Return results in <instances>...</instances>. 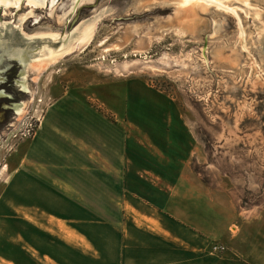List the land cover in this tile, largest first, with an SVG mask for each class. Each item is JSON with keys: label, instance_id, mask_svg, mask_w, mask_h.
Returning a JSON list of instances; mask_svg holds the SVG:
<instances>
[{"label": "rangeland", "instance_id": "rangeland-1", "mask_svg": "<svg viewBox=\"0 0 264 264\" xmlns=\"http://www.w3.org/2000/svg\"><path fill=\"white\" fill-rule=\"evenodd\" d=\"M221 1L223 7L200 2L202 9L188 12L181 0H47L20 27L18 19L30 12L27 3L17 12L2 11L14 35L59 34L54 49L83 22L95 24L87 43L49 64L35 65L47 45L41 39L9 45L29 55L20 65L28 89L17 92L30 95L31 103L21 125L0 141V183L51 97L92 84L88 90L110 106H143L139 115L157 124L161 135L167 133L162 124L177 129L173 145L148 139L146 150L161 157L162 169L176 171L174 214L218 232L226 246L251 238L264 224V1ZM193 16L198 27L189 30L184 20ZM11 61L6 57L7 66ZM154 179L167 188L168 178Z\"/></svg>", "mask_w": 264, "mask_h": 264}, {"label": "crops", "instance_id": "crops-1", "mask_svg": "<svg viewBox=\"0 0 264 264\" xmlns=\"http://www.w3.org/2000/svg\"><path fill=\"white\" fill-rule=\"evenodd\" d=\"M90 86L53 95L11 155L0 183V264H264V224L226 246L172 212L176 171L146 150L148 139L173 145L177 129L162 124L161 135L139 115L143 106H110Z\"/></svg>", "mask_w": 264, "mask_h": 264}, {"label": "bare ground", "instance_id": "bare-ground-1", "mask_svg": "<svg viewBox=\"0 0 264 264\" xmlns=\"http://www.w3.org/2000/svg\"><path fill=\"white\" fill-rule=\"evenodd\" d=\"M181 1L186 6L185 9L188 12H193L194 9H196L197 7H199V8L202 9L204 6L200 2L214 3V4H216L219 7H223L221 0H181ZM242 1H245V0H242ZM247 1H249V0H246V2ZM23 3H27V5L30 7V12L25 13L23 16H21L18 19V23H19V26L18 27H20L21 24L24 22V20L29 15H31L34 12V7L41 6V5L42 6L47 5V0H0V7L1 6H4L5 9L6 8H9V9L14 8L17 11L21 7V5H23ZM54 3L55 2L52 1L51 2V6H53ZM193 17L192 18L191 17H188V18L186 17L185 19H187V20H184L186 22V24H187L186 25L187 26V29H189V30H196V28L198 27L197 22H199V21H197V19H195V17L194 18ZM93 24H95V23L94 22H83L69 36L68 43L66 45H62L61 48H58L57 47L58 49H56V48L54 49V48L51 47V45L53 46V44H55L56 41H58V39H59V34H57V33H47V34L40 33V35L38 34L37 37H36V35L34 37L33 36L32 37H29L27 39L28 41L29 40H35V39H41V41L43 43H45V44L47 43L46 46L40 47L39 52L36 54L35 61H36L37 64H35V65L36 66H40V64H43V63L49 64L51 62H54L57 58L61 57L67 51H69L72 48H74L75 44H77L78 47L83 46L92 37ZM4 25H6V24L4 23ZM182 25H184V24H182ZM11 30H12V28H11ZM22 52L19 50L14 55L17 56V54H18L20 57H22ZM19 56H17V57H19ZM21 86L25 90L28 89L27 86H26V84H24V81H21Z\"/></svg>", "mask_w": 264, "mask_h": 264}, {"label": "water", "instance_id": "water-1", "mask_svg": "<svg viewBox=\"0 0 264 264\" xmlns=\"http://www.w3.org/2000/svg\"><path fill=\"white\" fill-rule=\"evenodd\" d=\"M13 53L15 54V51ZM11 62V72H0L3 79V85L0 86V93H3L0 95V141L7 140L6 131L21 125L20 118L27 116V108L31 103L30 95L17 92L23 71L18 60Z\"/></svg>", "mask_w": 264, "mask_h": 264}, {"label": "flooded vegetation", "instance_id": "flooded-vegetation-1", "mask_svg": "<svg viewBox=\"0 0 264 264\" xmlns=\"http://www.w3.org/2000/svg\"><path fill=\"white\" fill-rule=\"evenodd\" d=\"M7 9H9V8L5 9L4 6L0 7V72H3V71L11 72V70H12V68H11L12 65H8V66L6 65V57H9L10 59H13V60H18L20 65H21V63L24 64V61H26V59L29 57L27 52H25L26 54L23 52L24 56H22V59H21L22 61H21L15 55H13L14 54L13 51H15V53H17L19 50H22V49H18V48H13V49L10 48L9 49V45H13L16 43L22 44L23 40L27 41V42H29L30 40L28 41L27 40L28 38H25L23 36V34L14 35L13 33H10L7 30L8 22H7V20H4V17L1 13L2 11H6ZM4 23L6 25H4ZM18 36L21 38L17 41H13V40H15L14 38L17 39ZM20 81H21V79H20ZM2 85H3V79L0 77V86H2ZM19 90L22 91L23 93H26V90L23 89V87L21 86V82L19 83Z\"/></svg>", "mask_w": 264, "mask_h": 264}, {"label": "built area", "instance_id": "built-area-1", "mask_svg": "<svg viewBox=\"0 0 264 264\" xmlns=\"http://www.w3.org/2000/svg\"><path fill=\"white\" fill-rule=\"evenodd\" d=\"M39 120V118H38ZM38 122V121H37ZM37 122L33 121L30 123V126L27 127V136L32 135V133L34 132L35 126H37ZM221 250H224L225 247L223 245L218 246Z\"/></svg>", "mask_w": 264, "mask_h": 264}, {"label": "snow or ice", "instance_id": "snow-or-ice-1", "mask_svg": "<svg viewBox=\"0 0 264 264\" xmlns=\"http://www.w3.org/2000/svg\"><path fill=\"white\" fill-rule=\"evenodd\" d=\"M3 93H0V95H2Z\"/></svg>", "mask_w": 264, "mask_h": 264}]
</instances>
